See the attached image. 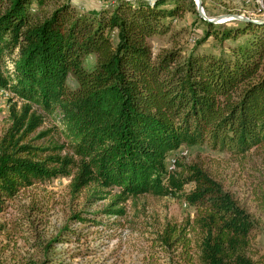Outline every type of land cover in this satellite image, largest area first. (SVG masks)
<instances>
[{"label":"trees","instance_id":"trees-1","mask_svg":"<svg viewBox=\"0 0 264 264\" xmlns=\"http://www.w3.org/2000/svg\"><path fill=\"white\" fill-rule=\"evenodd\" d=\"M109 1L77 12L71 0H0V88L24 100L19 110L12 103L0 140V211L74 168V193L119 188L107 213L123 214L113 206L144 193L182 198L193 217L154 237L182 264H257L255 217L201 167L176 157L179 169L168 166L183 145L235 155L264 145V18L225 26L201 17L194 0ZM188 9L206 26L202 36L188 52L154 54L148 38ZM209 36L217 53L198 50ZM34 105L58 119L70 155L42 156L25 142L43 123ZM0 264H10L1 249Z\"/></svg>","mask_w":264,"mask_h":264},{"label":"rangeland","instance_id":"rangeland-1","mask_svg":"<svg viewBox=\"0 0 264 264\" xmlns=\"http://www.w3.org/2000/svg\"><path fill=\"white\" fill-rule=\"evenodd\" d=\"M109 2L71 0L77 12L99 9ZM203 12L211 18L235 14L264 18V0H203ZM228 20H224L225 26L239 22ZM165 21L168 31L148 38L154 54L174 46L188 52L206 30L191 9ZM198 50L217 53L219 44L209 36ZM13 102L19 110L24 100L10 89L0 88V140L9 127ZM31 112L40 114L43 123L27 135L25 142L44 148L42 156L56 152L70 155L58 130V119L36 105ZM58 146L63 147L54 151ZM177 151L173 160L176 157L184 165L201 167L255 217L259 228L250 256L257 264H264V145L245 155L213 149L207 143L183 145ZM171 164V168L179 169ZM74 171L71 169L70 176L33 184L0 211V249L7 263L182 264L177 251H163L154 239L167 222L180 223L187 216L193 217L194 210L182 198L144 193L113 206L123 207V214L107 213L103 210L115 201L119 188H104L91 197L94 189L102 187L89 184L74 193L70 188Z\"/></svg>","mask_w":264,"mask_h":264},{"label":"water","instance_id":"water-1","mask_svg":"<svg viewBox=\"0 0 264 264\" xmlns=\"http://www.w3.org/2000/svg\"><path fill=\"white\" fill-rule=\"evenodd\" d=\"M195 1V4H196V9H197V12L198 14L209 20V21H213V22H223L224 20H228V19H239V20H247L249 19V16H246V15H243V14H240V15H224V16H220V18H211V17H207L204 12H203V6H202V2L201 0H194Z\"/></svg>","mask_w":264,"mask_h":264},{"label":"bare ground","instance_id":"bare-ground-1","mask_svg":"<svg viewBox=\"0 0 264 264\" xmlns=\"http://www.w3.org/2000/svg\"><path fill=\"white\" fill-rule=\"evenodd\" d=\"M172 161L174 162L173 158H172ZM172 161H171V163H173ZM171 163H170V164H171ZM169 166H170V165H169ZM171 167H172V164H171V166H170V169H171Z\"/></svg>","mask_w":264,"mask_h":264},{"label":"built area","instance_id":"built-area-1","mask_svg":"<svg viewBox=\"0 0 264 264\" xmlns=\"http://www.w3.org/2000/svg\"><path fill=\"white\" fill-rule=\"evenodd\" d=\"M173 158V157H172ZM172 158H170V160H169V165H170V163H171V161H172ZM168 168H169V166H168Z\"/></svg>","mask_w":264,"mask_h":264}]
</instances>
